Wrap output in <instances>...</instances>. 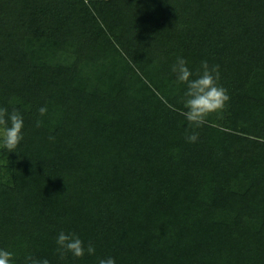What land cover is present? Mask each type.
<instances>
[{"label":"trees","instance_id":"trees-1","mask_svg":"<svg viewBox=\"0 0 264 264\" xmlns=\"http://www.w3.org/2000/svg\"><path fill=\"white\" fill-rule=\"evenodd\" d=\"M177 57L230 97L195 143ZM0 107L24 119L0 148L13 264H264V0H0ZM60 231L95 254L61 260Z\"/></svg>","mask_w":264,"mask_h":264},{"label":"clouds","instance_id":"clouds-1","mask_svg":"<svg viewBox=\"0 0 264 264\" xmlns=\"http://www.w3.org/2000/svg\"><path fill=\"white\" fill-rule=\"evenodd\" d=\"M178 83L186 85L184 91V109L181 115L188 121V132L186 129L185 139L190 143L198 140L199 133L195 131L206 123V118L211 113L222 110L230 97L227 90L218 84L220 73L219 65H209L206 60L201 61L200 68L195 73L187 66L186 59L177 57L176 62L171 67ZM40 116L47 113V106L38 109ZM41 121L37 120L35 126H41ZM24 119L22 114L15 108L11 112L6 107H0V148L8 152H14L22 141V129ZM54 140V137H49ZM57 253L61 260L71 253L76 258H82L86 253L95 254V246L84 242L74 232L60 231L56 237ZM14 253L7 249H0V264H13ZM25 264H50L46 258H36L32 255L25 257ZM98 264H115L114 258H101Z\"/></svg>","mask_w":264,"mask_h":264}]
</instances>
